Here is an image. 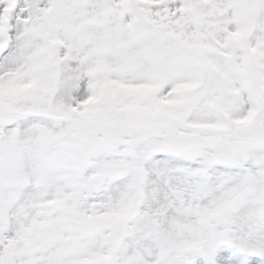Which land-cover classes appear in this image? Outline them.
Instances as JSON below:
<instances>
[{
	"label": "snow or ice",
	"instance_id": "snow-or-ice-1",
	"mask_svg": "<svg viewBox=\"0 0 264 264\" xmlns=\"http://www.w3.org/2000/svg\"><path fill=\"white\" fill-rule=\"evenodd\" d=\"M0 264H264V0H0Z\"/></svg>",
	"mask_w": 264,
	"mask_h": 264
}]
</instances>
